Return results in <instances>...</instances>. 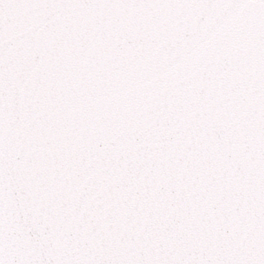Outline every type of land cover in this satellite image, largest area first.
I'll return each instance as SVG.
<instances>
[{"label":"snow or ice","instance_id":"6c2138e0","mask_svg":"<svg viewBox=\"0 0 264 264\" xmlns=\"http://www.w3.org/2000/svg\"><path fill=\"white\" fill-rule=\"evenodd\" d=\"M0 264H264V0H0Z\"/></svg>","mask_w":264,"mask_h":264}]
</instances>
